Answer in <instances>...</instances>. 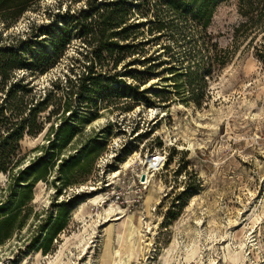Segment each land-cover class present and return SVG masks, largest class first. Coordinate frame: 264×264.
Wrapping results in <instances>:
<instances>
[{"label":"rangeland","instance_id":"obj_1","mask_svg":"<svg viewBox=\"0 0 264 264\" xmlns=\"http://www.w3.org/2000/svg\"><path fill=\"white\" fill-rule=\"evenodd\" d=\"M263 18L264 0H34L0 17L5 61L24 58L12 86L0 76V109L19 87L4 118L50 100L42 132L21 141L8 136L21 123L0 118V155L14 147L0 206L15 214L0 264H110L122 221L108 224L111 206L141 225L128 264H227L228 246L264 264Z\"/></svg>","mask_w":264,"mask_h":264},{"label":"trees","instance_id":"obj_2","mask_svg":"<svg viewBox=\"0 0 264 264\" xmlns=\"http://www.w3.org/2000/svg\"><path fill=\"white\" fill-rule=\"evenodd\" d=\"M32 1H34V0H0V17H8V16L16 17V18L20 17L24 13L26 5ZM249 5L252 6L251 1H249ZM109 8H110L109 5L104 7V9H107V10ZM107 14H108V16L110 15L109 11H107ZM97 15L100 16V20L102 18V19H104V22L106 23L107 17H104V15L101 16L100 11H98L95 16H97ZM89 16L92 17L93 14H90ZM91 17L86 16L84 20H87L88 18H91ZM263 20H264V18L262 19V21ZM108 21L110 22V19ZM121 21H122V19H121ZM100 26L101 25H98V23L96 21L94 22V24L92 22L91 25L86 27L85 32L87 33V35H91V34L93 35L94 31H95L94 29L97 27H100ZM84 27H85V25H84ZM69 32H70L69 29L66 28L64 30V33L62 34V37L61 36L58 37V40L60 41V45H61L62 49L67 44H69L70 39H64V37H63V36H66ZM26 46H30L29 43H27ZM55 47H57V45ZM106 49H107V47H106ZM57 51H58V49H57ZM11 53H12L11 59L8 62H6L5 60L7 59L6 57L8 54L6 52L3 53L2 51H0V61H1L0 76L2 78V82H4L3 83V86H4L3 89H5V87H7L8 84H11V81L14 77L13 71L20 68L21 65H23V59L24 58H22L19 53H15L14 51H11ZM21 53L24 54L25 51L21 50ZM43 54H45L44 55L45 58L43 60H42V57H41V59H39L40 65L45 63L49 57L48 56L49 54H47V52H44ZM88 70H89V72H87V76H85V74H84V76L80 80V85H79V88L82 89L86 93L89 92L87 86L89 85V82H91L92 77L94 75L93 67H90ZM11 86H12V84H11ZM21 87L24 88V86H21ZM76 87L77 86L72 85V83H70L69 95H73V93H71V92ZM17 89H19V87H14L12 89L9 88L10 93H8V95H7L9 101H8V103H6L5 106H2L0 109V118H2L1 120H3L5 123H7V125L14 126V125H19L18 123H21L20 124L22 126L21 131L15 132L13 129H11V130L9 129L10 131H12L11 133H10V131H8L9 139H13V142L21 141L25 131H27L28 135L39 134L42 132L41 126L38 123V117L41 113H44L49 109L48 102L50 101L49 99L45 98L44 100L39 102L38 105L36 107H34L33 110L31 109V110L27 111V108H26V110H19L20 113L16 114V116L19 115L20 120L17 121L16 123L10 122L8 118H4V111L7 112L10 109H12V105H11L12 103L11 102H13V100H14V94H12V92H13V90H15V93H16ZM49 98H51L50 95H49ZM51 113L53 114L54 112L51 111L50 115H51ZM11 116H13L12 111H11ZM6 142H7V140L1 139V136H0V146H1V144L5 145ZM13 154H14V147H12V145H11V146H9L8 150L5 151V154H3V157L0 155V173H5L7 171V166H10V164H11L10 157ZM32 168L33 167L27 168V170L24 173H28L29 170H31ZM21 179H22V177L20 176L19 179H17L15 182L16 186H18L19 189H21L23 186L21 181H20ZM7 210H8L7 207H5L4 205L0 206V211L2 213H4V215L0 217V229L4 228L3 236L0 235V244L5 239L10 238L11 232H12V228H11L12 224L11 223L15 219L14 212L6 213Z\"/></svg>","mask_w":264,"mask_h":264},{"label":"bare ground","instance_id":"obj_3","mask_svg":"<svg viewBox=\"0 0 264 264\" xmlns=\"http://www.w3.org/2000/svg\"><path fill=\"white\" fill-rule=\"evenodd\" d=\"M130 165H131V158L129 160H125L122 163L121 169L119 168L117 171H115L113 178L118 177L120 175V173H121V170L128 169V167ZM146 173L149 174L148 171ZM148 176H152V174L151 175L149 174ZM92 190H94V189H92ZM92 197L93 198H90V203L92 205L98 204V203H100L101 200L104 199V197H103V195L101 193H97L96 196H92ZM146 201H147V204H149L151 202V197H148ZM114 207L115 206H111V208L108 211V214L106 216H108V219H110L108 221V224L110 222H113V221H121L122 220L121 223H119L118 230H117V242H118V245H119V249H117L114 252L110 253L108 262L110 264H128L131 261V257L134 255V251L132 249L133 237H134L135 233L139 232V229L141 228V225L139 227H136L135 223L133 222V218L131 216H129L128 213H126L120 207H117V208H114ZM256 212H257V208L254 209V211H252L251 214L248 217L249 230H251L253 233L256 230V228H258V226L261 224L260 217L256 214ZM91 213H92L91 211H83L81 215L82 216H89V215H91ZM107 232L110 235V233L112 232V226L107 228ZM82 242H84V241H82ZM252 242L253 241L251 240L250 244ZM212 243L214 244V241H212ZM252 246H254V245H252ZM198 250H199V247H198V249L196 251H194L193 254H196ZM84 251H85V249H84ZM233 251L234 250H232L228 246V251H227L228 253L225 255L226 263L227 264H230V263H234V264L244 263L246 255H243V252L236 254L235 251L234 252ZM256 258L258 259L259 256H256ZM83 260H84V258H82V261ZM185 260L190 262L192 260V255L188 254L187 256H185ZM69 263L72 264L73 263L72 260H70ZM104 263H106V262H104Z\"/></svg>","mask_w":264,"mask_h":264}]
</instances>
